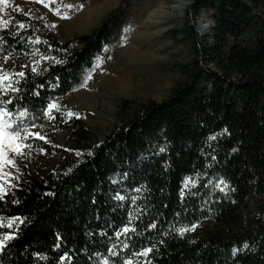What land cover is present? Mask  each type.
<instances>
[{"label":"trees","instance_id":"obj_1","mask_svg":"<svg viewBox=\"0 0 264 264\" xmlns=\"http://www.w3.org/2000/svg\"><path fill=\"white\" fill-rule=\"evenodd\" d=\"M138 1L66 41L10 11L0 57L43 65L0 88V110L42 119L83 85ZM168 36L182 52L166 99H121L98 138L75 121L71 169L26 173L0 196V240L11 236L0 264H264V0H191ZM201 223L212 227L188 238Z\"/></svg>","mask_w":264,"mask_h":264},{"label":"rangeland","instance_id":"obj_2","mask_svg":"<svg viewBox=\"0 0 264 264\" xmlns=\"http://www.w3.org/2000/svg\"><path fill=\"white\" fill-rule=\"evenodd\" d=\"M122 1L6 0L0 4V22L10 11L17 10L42 19L57 38L66 41L96 29ZM190 1L139 0L83 85L52 101L42 119L31 118L27 112L12 117L0 110V127L6 133L4 155L0 157V196L12 193L26 173L43 178L68 172L79 154L75 121H81L98 138L117 121L121 99L161 102L167 98L176 79L172 65L182 52L168 34L183 25ZM210 15L209 11L203 13L200 26L210 27ZM42 65L36 59L22 63L0 57L1 90L8 91L25 67L37 69ZM16 131L22 138L11 143L20 145L19 154L7 146V134ZM252 208L253 205L249 211L254 212ZM211 227L210 223L195 225L186 231V236L194 239Z\"/></svg>","mask_w":264,"mask_h":264},{"label":"snow or ice","instance_id":"obj_3","mask_svg":"<svg viewBox=\"0 0 264 264\" xmlns=\"http://www.w3.org/2000/svg\"><path fill=\"white\" fill-rule=\"evenodd\" d=\"M3 3H6V0H0V4H3ZM68 7H71V5H69ZM20 75H23V74L21 73ZM53 107H56V106L53 105ZM5 136H6V133L4 131V128L0 127V157H3V155H4L3 150H4V147L6 146L5 145ZM17 138H22L21 133L19 131H16V132L11 133V134H7V139L9 141V144L7 146L10 147L12 151L19 154L20 153V145L11 143L12 141H15ZM40 138H43V137H40ZM5 162L10 163L11 161H5ZM125 231H127V229H125ZM7 239H11V236H5L4 240H7ZM4 240H0V246L3 245Z\"/></svg>","mask_w":264,"mask_h":264},{"label":"water","instance_id":"obj_4","mask_svg":"<svg viewBox=\"0 0 264 264\" xmlns=\"http://www.w3.org/2000/svg\"><path fill=\"white\" fill-rule=\"evenodd\" d=\"M198 29L199 31L201 32V36L204 37L207 35V33L209 32L210 30V27L209 26H205V25H202L200 26V24L198 25Z\"/></svg>","mask_w":264,"mask_h":264}]
</instances>
